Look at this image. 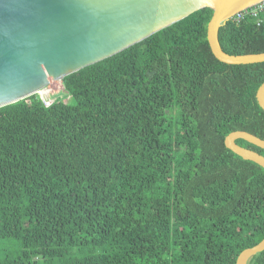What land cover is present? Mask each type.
<instances>
[{
  "label": "trees",
  "instance_id": "1",
  "mask_svg": "<svg viewBox=\"0 0 264 264\" xmlns=\"http://www.w3.org/2000/svg\"><path fill=\"white\" fill-rule=\"evenodd\" d=\"M211 16L64 77L66 103L0 108V264H235L264 238V170L224 146L264 140V63L217 61ZM218 42L263 53L264 24L228 19Z\"/></svg>",
  "mask_w": 264,
  "mask_h": 264
},
{
  "label": "water",
  "instance_id": "2",
  "mask_svg": "<svg viewBox=\"0 0 264 264\" xmlns=\"http://www.w3.org/2000/svg\"><path fill=\"white\" fill-rule=\"evenodd\" d=\"M264 0H0V108L38 94L61 80L143 41L190 14L209 8L206 40L226 65L264 63V52L229 55L218 42L221 24ZM264 112V83L255 94ZM264 150V140L231 132L224 146L264 170V157L236 140ZM264 251V238L243 250L235 264Z\"/></svg>",
  "mask_w": 264,
  "mask_h": 264
},
{
  "label": "built area",
  "instance_id": "3",
  "mask_svg": "<svg viewBox=\"0 0 264 264\" xmlns=\"http://www.w3.org/2000/svg\"><path fill=\"white\" fill-rule=\"evenodd\" d=\"M245 17H251L255 19L257 24H264V1L256 4L251 8L244 9L235 13L230 19L234 21H240ZM44 107H49L53 102L47 98H40Z\"/></svg>",
  "mask_w": 264,
  "mask_h": 264
},
{
  "label": "rangeland",
  "instance_id": "4",
  "mask_svg": "<svg viewBox=\"0 0 264 264\" xmlns=\"http://www.w3.org/2000/svg\"><path fill=\"white\" fill-rule=\"evenodd\" d=\"M45 88H47L48 94L44 97L38 94L40 98H44V99L47 98L52 102L55 101L56 99H60L64 103L68 102L69 97L64 96V90L61 85V82L52 80L48 83V85Z\"/></svg>",
  "mask_w": 264,
  "mask_h": 264
},
{
  "label": "bare ground",
  "instance_id": "5",
  "mask_svg": "<svg viewBox=\"0 0 264 264\" xmlns=\"http://www.w3.org/2000/svg\"><path fill=\"white\" fill-rule=\"evenodd\" d=\"M38 94H40L41 96H46L48 94L47 92V88H44L43 90H41Z\"/></svg>",
  "mask_w": 264,
  "mask_h": 264
}]
</instances>
